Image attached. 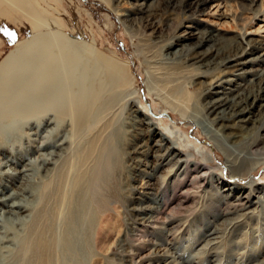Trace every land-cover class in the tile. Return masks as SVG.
I'll return each instance as SVG.
<instances>
[{
  "label": "rangeland",
  "instance_id": "374dc122",
  "mask_svg": "<svg viewBox=\"0 0 264 264\" xmlns=\"http://www.w3.org/2000/svg\"><path fill=\"white\" fill-rule=\"evenodd\" d=\"M182 1L32 0L51 20L38 29L3 1L6 16L0 19V28L14 32L15 39L0 31V61L26 38L52 31L66 34L75 46L61 43L58 48L73 47L77 52L67 80L51 74V69L37 71L45 63L59 72L68 65L51 58L42 62L37 49L25 54L27 62L13 65L35 75L28 89L11 95L31 108L15 125L44 110L49 114L38 134L34 122L23 127L27 135L6 127L0 130V160H6L0 165V196L24 187L39 195L33 198L36 209L27 216L32 218L8 223L9 236L18 244H1L8 247H3L7 260L15 264L263 260L264 202L243 208L232 203L237 187L251 181L256 182L252 199L264 198L259 189L264 187V163L246 175L243 169L229 168L222 150L194 122L207 114L205 102L213 97L208 82L218 71L205 58L192 57L188 47L201 34L211 33V43L221 52L217 59L233 53L246 33L257 47L244 55L249 58L244 73L211 90L248 92L254 87L250 80L254 70L264 67L259 55L264 45V0H255L250 8L244 0H205L200 9L190 10ZM259 102L251 108L248 133L229 129L228 141L237 150H246L257 131L264 133ZM49 128L59 131L53 142L66 136L67 148L48 165L45 180L33 184L16 170L31 167L26 162L44 151L39 143ZM160 134L166 139L160 140ZM172 147L180 153L179 166L168 159ZM256 147L264 150V137ZM6 207L0 204V212ZM213 229L216 232L211 233ZM45 252L53 254L48 257Z\"/></svg>",
  "mask_w": 264,
  "mask_h": 264
},
{
  "label": "bare ground",
  "instance_id": "6f19581e",
  "mask_svg": "<svg viewBox=\"0 0 264 264\" xmlns=\"http://www.w3.org/2000/svg\"><path fill=\"white\" fill-rule=\"evenodd\" d=\"M3 1L8 3L12 8H16V10L19 11L34 28L38 29L43 26L50 25L51 23V20L37 7H35L34 3H32V0H0V19L3 16H6L5 11L1 9V4ZM204 1L205 0H183L181 5L187 10L200 9L201 4ZM254 2L255 0H244V5L250 8ZM173 3L176 5L175 1ZM245 34L240 35V40L237 42V48L235 51H233V53L221 54L217 59L214 57L221 52L219 47L214 46V44L211 43L213 39V35H211V33L201 34L197 41H195L192 46L188 47V51L191 50L189 53L193 55L192 57H196L197 59L201 60L205 58V63H212L213 69L218 71V75L208 82L209 86L207 91L213 93V97L207 99L205 102L207 114L202 115L200 118H195L194 116V122L201 124L205 134H209V137H212L214 140L213 143L215 146L222 150L224 160L227 162L229 168L235 171H240L243 169V174L246 175L251 173L252 170L260 163H264V150L261 151L256 147L260 138L264 137V133H259L257 131L256 137L252 139L250 145H247L246 150H237V148L234 146L235 144L229 143L228 141V136H230L229 129L232 127H238L239 129L243 130V133H248L246 124L247 121L252 118L250 113L252 112V106L260 100L258 103V108L259 110H264V67L257 71L254 70L253 77L250 79L251 85H254V87H251L248 92H244L242 90L243 88L235 91L230 88L229 91H223L219 89L211 90V88L221 85L224 82L230 83V81L233 80V76L244 73L242 70L243 64H245L247 59H249L244 57V55L248 52L250 47H257L256 43ZM45 42H55V44L51 43L48 47H45L43 46V43ZM61 43L72 46L73 40L68 38L66 34L57 31H52L48 36L38 33L17 44L15 48L10 50L0 61V130L2 127H6L7 129H11L10 132L17 130L20 132V135H23L24 133L27 135L29 133L24 132L23 127H31V123L34 122L37 129L34 131V133L38 134V132L47 125L48 120L46 119L48 118L47 114H49V110H44L39 115L26 116L25 119L23 117L24 120H21L17 126L15 125L18 123L17 119L25 115V113H29L31 108L28 107L29 103L22 101L16 102V99H12L11 95L13 92H19L21 90L28 89L26 86L31 84V81H33L35 75L30 76L28 73H25V71L20 70L13 65L27 62V60H24L25 54L32 49H37L42 62L43 60L46 61L50 60L51 58L55 59L56 62L59 61L62 63H68V65L63 67V72H59L58 69L51 67L49 63H45V65L38 67L37 71L41 72L45 69H51V74L55 75V73H57L59 75H63V78L67 80L68 77L66 75V71H68L70 67H73L72 63L76 58L75 55L77 52L75 51L76 49L74 50L73 48L75 47L74 45L72 49H67L65 51L58 48ZM204 44H207V47H205L203 50L200 49V47ZM260 47L261 50L259 55L264 58V45ZM53 49H55L57 52L53 51ZM257 59H259V56L255 57V60ZM211 113L213 116L208 118L207 115ZM193 114H197V112ZM6 120H9V122L8 124L4 125L2 122ZM49 121L51 122L53 120ZM263 122L264 116L262 117L261 124ZM57 127L58 126L55 124V128ZM257 129H259V127ZM46 132L47 133L43 135L44 137H42L43 139H41L39 143V148L44 151L40 152L39 155H37L34 159L26 162L27 164L31 165V167H23L16 170L18 174H24V178L33 184H41V182L45 180L49 174V171L51 170V167L48 165H53L56 158L55 156L61 155L62 151H65L67 148L68 139L66 136L62 138L61 141L53 142L55 141L54 136L59 131L49 128L46 130ZM159 139L164 140L166 137L160 134ZM167 152H169L168 159L170 163H172V166H179L182 163L180 153L176 150H173V147L172 149H168ZM176 155L179 156L176 157ZM4 164H6V160H0V165ZM26 170H32V172H25ZM38 171H42V173ZM253 183L256 182L251 181L250 184L237 187L238 194L233 199V203L231 202L232 206H240L243 208L248 206L249 203H257L262 205L264 202L263 195H257L256 199H252L250 195L251 192L256 189V185L254 186ZM259 189L263 190L264 192V187ZM37 192L38 190H32L30 187H24L20 190L14 189L11 193L0 196V204L3 205L6 203L7 205V207L2 209L0 212V264H15V262L6 259V256L4 255V251L6 250H3V247H7V245L1 246V244L3 242L16 243L13 241V235L11 237L9 236V234H12V230L8 227V223H21L23 220H29V218H32V216H30L27 219V216H29L34 211V209H36L35 207L37 203H35L33 198L39 197ZM17 196L19 197L17 200L8 202L9 199ZM241 196H244V198L240 199ZM238 220H240V218L233 219L232 221L234 222ZM232 221L229 220L228 222L233 223ZM213 232H216V229H213L211 233ZM16 244H18V241ZM45 254L49 257L53 253L45 252ZM172 262L173 264H179V262L175 261L174 259H170L168 264H172ZM255 264H264V258L260 263Z\"/></svg>",
  "mask_w": 264,
  "mask_h": 264
},
{
  "label": "snow or ice",
  "instance_id": "6c2138e0",
  "mask_svg": "<svg viewBox=\"0 0 264 264\" xmlns=\"http://www.w3.org/2000/svg\"><path fill=\"white\" fill-rule=\"evenodd\" d=\"M0 31H2L6 36H8L10 40L15 39V33L14 32L9 31L6 28H0Z\"/></svg>",
  "mask_w": 264,
  "mask_h": 264
}]
</instances>
